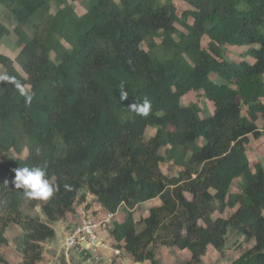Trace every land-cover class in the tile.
<instances>
[{
    "label": "trees",
    "instance_id": "16d2710c",
    "mask_svg": "<svg viewBox=\"0 0 264 264\" xmlns=\"http://www.w3.org/2000/svg\"><path fill=\"white\" fill-rule=\"evenodd\" d=\"M74 1L0 0L21 69L0 53V74L33 95L26 104L0 82V247L13 223L19 264H38L53 224L89 194L106 211L123 207L109 234L134 262L160 264L165 246L189 252L179 264H200L208 245L222 254L235 233L253 243L231 264H264V160L252 169L246 154L264 131V0H182L180 16L173 0H79L80 14ZM8 34L0 21V41ZM244 45L240 60L226 57V46ZM191 90L210 112L182 103ZM145 98L148 116L128 108ZM45 159L58 190L31 199L14 187V169ZM25 199L43 219L22 213ZM0 264H9L1 251Z\"/></svg>",
    "mask_w": 264,
    "mask_h": 264
},
{
    "label": "rangeland",
    "instance_id": "374dc122",
    "mask_svg": "<svg viewBox=\"0 0 264 264\" xmlns=\"http://www.w3.org/2000/svg\"><path fill=\"white\" fill-rule=\"evenodd\" d=\"M72 0H68V2H71ZM173 3L176 8V13L178 16L181 15V13L187 9V5L182 0H173ZM74 7L76 11L80 14L84 11L83 7L79 4V0H75L73 2ZM0 21L3 23L8 29L9 34L5 36L2 41H0V53L3 55L8 56L12 62L13 65L21 71L19 65L17 64L15 60V56L18 53V49L14 47V42L16 41V35L13 31L14 23L11 20V18L5 17V14L0 16ZM175 26L179 29H181V26L176 23ZM205 41H202V44L205 45ZM203 45V46H204ZM226 52L225 55L228 59L238 61L242 58L243 54L247 50L248 46H226ZM248 60H252L250 56L245 57ZM2 66L0 65V71H2ZM182 103L186 104L193 101H198L200 104H203L206 108V111L210 112L212 109V102L204 99L201 97V95L196 91H189L187 92L181 99ZM202 106V105H201ZM258 127L262 128L261 122L257 121ZM154 133V129L151 127H147L145 136L148 137ZM246 154L249 160V164L251 168L253 169L254 163L258 161L264 160V131L263 135L259 137L258 139H255L253 137H249V143L247 144ZM25 155V149L19 154V156ZM161 170L164 173L167 174H173L176 172L177 168L172 164L168 162H161L160 164ZM238 179H234V182L231 186L232 191L238 190L237 187ZM91 195H87V201L90 203V207L95 206L97 202L93 200V197ZM151 203H158L157 199L154 201L146 202L141 205H138L137 208L133 211V217L135 220H138L140 217L145 216L147 214L148 206ZM79 206H84V203H77L74 210V212H70L69 215L64 217L63 219L55 222L53 224V227L56 231V236L51 241H45L42 243V260L39 264H65L63 257L61 255V246L62 242L64 240L65 234L67 229L74 224H77L80 222L83 218V215L80 214ZM83 208V207H82ZM85 208V207H84ZM21 211L23 214L27 215H38L41 219H43V215L40 213V207L36 206L34 208L30 207L28 205V201L26 199L21 204ZM87 211V212H86ZM104 211V210H103ZM78 212V213H77ZM85 212L90 215L91 210H89V207L85 209ZM100 212L99 209L92 211V216L95 213ZM80 214V215H79ZM100 215V213L98 214ZM124 211L123 207L119 208V211L116 215L115 221H121L123 219ZM100 217V216H99ZM92 219V218H91ZM106 226L100 227V232H102L103 229L107 228ZM112 224L108 225L107 231L109 232V226L111 227ZM21 232V229L11 223L9 227L5 231V235L8 239V244L3 245L0 247V251L3 254L4 258L8 261L9 264H19L21 260V255L17 251L15 244L13 242V239L15 236L19 235ZM106 236H108V233H106ZM107 239V238H106ZM110 241V239H109ZM253 242H245L243 241L242 237L237 236L235 233H230L227 238L226 247L224 248V251L222 254L218 253L211 245H208L206 253L203 255L201 263L200 264H231V262L236 259L239 254L243 251V249L249 247ZM81 259H79L76 256L75 250L69 251V261L70 264H84L83 262L86 261V256L81 255ZM190 257L189 252L187 250H181L176 247H165V246H159L157 248L156 252V258L159 260L160 264H179L181 261L188 259ZM116 264H150V262L145 261L142 263H137L132 260V257L129 254L122 253L118 256V260L116 261ZM87 264V263H86Z\"/></svg>",
    "mask_w": 264,
    "mask_h": 264
},
{
    "label": "built area",
    "instance_id": "2783aa9c",
    "mask_svg": "<svg viewBox=\"0 0 264 264\" xmlns=\"http://www.w3.org/2000/svg\"><path fill=\"white\" fill-rule=\"evenodd\" d=\"M115 215L116 212L106 211L97 220L83 217L79 223L70 226L61 246L65 264H70V250H75L77 256L85 255L87 264H116L121 250L108 243L100 232V227L109 224Z\"/></svg>",
    "mask_w": 264,
    "mask_h": 264
},
{
    "label": "clouds",
    "instance_id": "9594fccd",
    "mask_svg": "<svg viewBox=\"0 0 264 264\" xmlns=\"http://www.w3.org/2000/svg\"><path fill=\"white\" fill-rule=\"evenodd\" d=\"M5 81H7L9 83L16 84V86L18 87V89L20 91L21 96L24 97L25 103L26 104L31 103V101L33 99V95L30 91L23 88L14 78L9 77L7 74H0V82H5ZM121 87H123V85ZM128 96L129 95H128L127 91H120V100H125L128 98ZM128 108L130 110H132L133 112L137 113L138 115L146 117L150 113L151 102L145 98L142 104H140L139 102L138 103H132L129 105ZM37 151H39V150H37ZM14 173H15L14 180H13L14 187L17 189H21V190L25 191L26 195L31 199L47 200L50 197H52L54 195V193L58 190L59 186L54 184V183H51L49 178H48V161H47V159H45L43 162H41L35 166H32V167L26 166V167L16 168V169H14ZM5 183H7V181H5ZM65 187L67 188L69 186L65 185ZM84 207H85V205H84ZM104 211L106 212L105 209H104ZM118 211H119V208L115 211L116 214L118 213ZM82 215H83V217H87L86 215H84V213ZM89 218H91V217H89ZM115 219H116V215L109 224H112V222ZM92 220H94V219H92ZM109 224H107V228H108ZM109 228H110V226H109ZM114 246H116V243L114 244ZM83 263L86 264L87 262L84 261Z\"/></svg>",
    "mask_w": 264,
    "mask_h": 264
},
{
    "label": "crops",
    "instance_id": "0c3cea01",
    "mask_svg": "<svg viewBox=\"0 0 264 264\" xmlns=\"http://www.w3.org/2000/svg\"><path fill=\"white\" fill-rule=\"evenodd\" d=\"M91 197V196H90ZM154 200H156V199H153V200H150V201H154ZM150 201H148V202H150ZM86 203H89L88 201H87V197H86V201L84 202V205L86 204ZM90 204V203H89ZM96 205L95 206H92V207H90V205H89V210H91V214L90 215H88L86 212H85V209L86 208H84V206H79V208L78 209H80L79 211H80V214H81V216H82V214L84 213V215H86L87 217H91L92 219H94V220H97V219H99L101 216H103V214L105 213V211H103L104 209L98 204V203H95ZM152 204H154V203H151L150 205H152ZM141 205V204H140ZM149 205V206H150ZM148 206V207H149ZM76 208H74V210H75ZM97 209H99L100 210V212H96L95 214H93V216H92V211L93 210H97ZM77 210V209H76ZM74 212V211H73ZM78 213V212H77ZM100 213V215H98ZM79 214V215H80ZM67 215H69V213H67L66 214V216ZM117 215V214H116ZM65 216V217H66ZM100 216V217H99ZM56 232V231H55ZM103 235H105L106 236V233H108V236H106V238H107V242L108 243H110V244H112V245H114L115 244V242H114V240H113V238L110 236V234H109V232L107 231V229H103L102 230V232H101ZM109 239H110V241H109ZM122 253H125V252H123L122 251ZM79 259H81V257L80 256H77ZM39 263H41V261L39 262ZM38 263V264H39Z\"/></svg>",
    "mask_w": 264,
    "mask_h": 264
}]
</instances>
